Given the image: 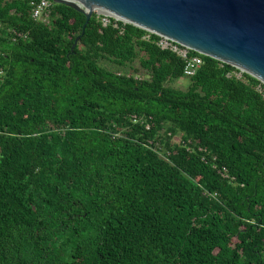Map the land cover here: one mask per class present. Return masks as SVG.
Here are the masks:
<instances>
[{"label": "trees", "instance_id": "trees-1", "mask_svg": "<svg viewBox=\"0 0 264 264\" xmlns=\"http://www.w3.org/2000/svg\"><path fill=\"white\" fill-rule=\"evenodd\" d=\"M85 22L0 0V264H264L261 81L191 51L168 86L160 36L93 14L72 49Z\"/></svg>", "mask_w": 264, "mask_h": 264}, {"label": "water", "instance_id": "water-1", "mask_svg": "<svg viewBox=\"0 0 264 264\" xmlns=\"http://www.w3.org/2000/svg\"><path fill=\"white\" fill-rule=\"evenodd\" d=\"M86 16L109 15L264 83V0H51Z\"/></svg>", "mask_w": 264, "mask_h": 264}, {"label": "built area", "instance_id": "built-area-1", "mask_svg": "<svg viewBox=\"0 0 264 264\" xmlns=\"http://www.w3.org/2000/svg\"><path fill=\"white\" fill-rule=\"evenodd\" d=\"M29 4L32 6V17L35 20H38L42 23L48 24L51 21L52 18V6H53V1L51 0H28ZM101 15V14H100ZM102 16V24L103 26H107L108 24L112 23L111 18L114 19V22L112 23L113 26L119 27V19L114 18L109 15H101ZM123 22V21H121ZM125 23V22H123ZM13 32V39H17V37H27L26 34L17 32V31H12ZM149 37V35L145 36ZM158 46L162 49H168L173 52H175L178 56H180L184 60V75L186 77H191L196 74L198 69L203 63V59L200 55H192L191 54V49L188 47L182 46L180 44H177L165 37H160V39L157 42ZM238 72H235V76L237 78H242L244 71L238 69ZM230 76V74H228ZM257 89L262 93L263 98H264V83L261 82V84L258 85ZM136 120L137 117L133 116ZM150 123L146 122V127H150ZM152 142L149 141V144ZM176 143L183 144L189 151L190 150V144H192L191 140H187L186 142L182 140L181 135H180V140ZM200 151H203L204 153L208 154L209 152L205 149L200 147ZM216 157L213 158L212 160V166L217 170V172L223 177V178H230V175L228 173V170L225 166H218V164L215 161ZM202 160L207 162V158L205 156L202 157ZM233 179V178H232Z\"/></svg>", "mask_w": 264, "mask_h": 264}, {"label": "rangeland", "instance_id": "rangeland-1", "mask_svg": "<svg viewBox=\"0 0 264 264\" xmlns=\"http://www.w3.org/2000/svg\"><path fill=\"white\" fill-rule=\"evenodd\" d=\"M143 55V53H141V56ZM100 64L102 66H104L105 68L109 69V70H112V71H120V72H127L129 74H134V71H132V69L128 68V69H125V68H122L116 64H113L109 61H106V60H102L100 62ZM139 65V61H135V63L133 64L134 67H137ZM134 76H140L138 73L137 74H134ZM190 83V80L189 78L187 77H182V78H179L177 80H173V81H168L166 83V85L168 86H171V87H175V88H179V89H182V90H185L187 89L188 85ZM180 140V134H176L173 138V141L175 142H178Z\"/></svg>", "mask_w": 264, "mask_h": 264}]
</instances>
